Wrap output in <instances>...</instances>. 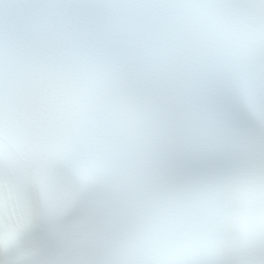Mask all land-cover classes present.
Returning <instances> with one entry per match:
<instances>
[{
  "label": "snow or ice",
  "instance_id": "6c2138e0",
  "mask_svg": "<svg viewBox=\"0 0 264 264\" xmlns=\"http://www.w3.org/2000/svg\"><path fill=\"white\" fill-rule=\"evenodd\" d=\"M0 264H264V0H0Z\"/></svg>",
  "mask_w": 264,
  "mask_h": 264
}]
</instances>
